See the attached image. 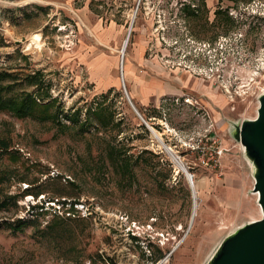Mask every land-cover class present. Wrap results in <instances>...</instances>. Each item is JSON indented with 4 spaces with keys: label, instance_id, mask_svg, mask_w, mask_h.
I'll use <instances>...</instances> for the list:
<instances>
[{
    "label": "rangeland",
    "instance_id": "1",
    "mask_svg": "<svg viewBox=\"0 0 264 264\" xmlns=\"http://www.w3.org/2000/svg\"><path fill=\"white\" fill-rule=\"evenodd\" d=\"M128 67L164 94L140 108ZM0 73L7 96L36 98L0 110V201L16 197L0 207V264H206L260 217L232 133L264 87V0H0Z\"/></svg>",
    "mask_w": 264,
    "mask_h": 264
},
{
    "label": "water",
    "instance_id": "2",
    "mask_svg": "<svg viewBox=\"0 0 264 264\" xmlns=\"http://www.w3.org/2000/svg\"><path fill=\"white\" fill-rule=\"evenodd\" d=\"M131 22L132 19L125 41L130 32ZM121 57L122 54H120V59ZM121 87L124 96L127 95L122 81ZM127 97L126 101L132 111L140 119L144 127L154 135L152 129L143 120ZM257 102L255 116L241 121L238 125H234L232 137L240 143L244 157L252 167L253 182L251 190L256 194V204L260 209V217L243 224L231 234L225 236L206 264H264V87L258 96ZM160 143L162 142L160 141ZM180 171L184 174L187 181L186 170ZM193 216L194 213L192 211L189 223H191Z\"/></svg>",
    "mask_w": 264,
    "mask_h": 264
},
{
    "label": "trees",
    "instance_id": "3",
    "mask_svg": "<svg viewBox=\"0 0 264 264\" xmlns=\"http://www.w3.org/2000/svg\"><path fill=\"white\" fill-rule=\"evenodd\" d=\"M9 78H10V75L8 73H0V110H13L14 109L16 112H18V113L20 112L23 115L25 113L28 114L30 112V109H31V104L32 103L36 104L35 103L36 98L35 97L31 98L29 95L22 97V98L14 97V96H12V97L7 96L6 92L9 88V86L8 85L4 86L1 84V82L8 80ZM27 83L31 84V85L37 84L35 76L29 75L28 79H27ZM77 114H78V112L74 113L75 118H77ZM54 116L56 117V113ZM8 147H9V145L7 143L0 141V152L6 151ZM113 154H114L115 158L117 159L119 152H117L115 147H113ZM1 178H2V175L0 173V181H1ZM15 200H16V197H14V196L5 197L4 199H2L0 201V207H3L5 205H7L8 203H12L15 206ZM31 208L34 209L33 212H34L35 216H39V215L44 214L42 210L37 211V209H39L37 207V205L32 206ZM29 221H30L29 219L21 220L19 218V219L13 221L12 224L7 223L8 224L7 226L12 227L13 231H19V230H21L22 226L29 223Z\"/></svg>",
    "mask_w": 264,
    "mask_h": 264
},
{
    "label": "crops",
    "instance_id": "4",
    "mask_svg": "<svg viewBox=\"0 0 264 264\" xmlns=\"http://www.w3.org/2000/svg\"><path fill=\"white\" fill-rule=\"evenodd\" d=\"M125 72H127V79L130 80V95L140 108L144 109L146 106H149L148 103L152 102L151 96L159 97L164 94L165 87L161 85L158 80L142 76L138 77V75L135 74L134 76L133 72L129 71V67L125 69ZM150 106L155 107V104Z\"/></svg>",
    "mask_w": 264,
    "mask_h": 264
},
{
    "label": "bare ground",
    "instance_id": "5",
    "mask_svg": "<svg viewBox=\"0 0 264 264\" xmlns=\"http://www.w3.org/2000/svg\"><path fill=\"white\" fill-rule=\"evenodd\" d=\"M126 38V37H125ZM40 38H39V35L38 34H33V35H31V37H30V43L27 45V47L29 46V48H30V46L32 45L33 47H31V48H33V49H35V50H39L40 49ZM126 43H127V40L125 41V39H124V41H123V45H122V47H121V49H120V53L122 54V57H121V62H120V64H121V67H123V65H122V63H123V51H124V48H125V46H126ZM124 46V47H123ZM122 48H123V50H122ZM120 67V68H121ZM123 82V81H122ZM125 90V89H124ZM126 92V91H125ZM127 94V93H126ZM126 97L128 96V95H125ZM128 98V97H127ZM152 131H153V133H154V135L152 134V136L157 140V142L162 146V148L163 149H165V151L173 158V160L175 161V163L177 164V167H178V169H180V170H183V169H185L184 168V166H183V163H182V161H181V159L176 155V154H174V152H172V149H170L166 144H164L162 141H161V137H160V134L157 132V131H155L154 129H152ZM160 141L162 142V143H160ZM163 144V145H162ZM175 164V165H176ZM185 174H186V177H187V180H188V182H189V185H190V188H191V190H192V194L194 195V192H193V186H192V179L190 178V176H189V174L187 173V170L185 171ZM194 207L195 206H193V213H194Z\"/></svg>",
    "mask_w": 264,
    "mask_h": 264
},
{
    "label": "built area",
    "instance_id": "6",
    "mask_svg": "<svg viewBox=\"0 0 264 264\" xmlns=\"http://www.w3.org/2000/svg\"><path fill=\"white\" fill-rule=\"evenodd\" d=\"M210 144L212 145V152L209 154L208 159L211 161L213 166L217 165L218 158L223 152V149L218 145V140L216 137H211ZM199 148V145L197 146ZM190 178H192V175L190 174Z\"/></svg>",
    "mask_w": 264,
    "mask_h": 264
}]
</instances>
